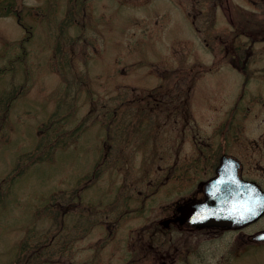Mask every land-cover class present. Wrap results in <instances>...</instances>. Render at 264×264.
<instances>
[{
    "label": "rangeland",
    "instance_id": "1",
    "mask_svg": "<svg viewBox=\"0 0 264 264\" xmlns=\"http://www.w3.org/2000/svg\"><path fill=\"white\" fill-rule=\"evenodd\" d=\"M15 1L0 16V264H264V215L154 232L212 174L193 142L224 143L264 188V0Z\"/></svg>",
    "mask_w": 264,
    "mask_h": 264
},
{
    "label": "water",
    "instance_id": "2",
    "mask_svg": "<svg viewBox=\"0 0 264 264\" xmlns=\"http://www.w3.org/2000/svg\"><path fill=\"white\" fill-rule=\"evenodd\" d=\"M224 155L218 175L206 186V196L201 202H192L182 209L181 219L192 225L232 226L255 220L264 213V190L254 181L242 180L229 171V160ZM236 172V165L233 167ZM264 240V230L253 235Z\"/></svg>",
    "mask_w": 264,
    "mask_h": 264
},
{
    "label": "flooded vegetation",
    "instance_id": "3",
    "mask_svg": "<svg viewBox=\"0 0 264 264\" xmlns=\"http://www.w3.org/2000/svg\"><path fill=\"white\" fill-rule=\"evenodd\" d=\"M185 143V142H183ZM194 147L197 152V157L193 159V162L199 163L204 161L206 164L205 170L211 171L212 174L210 176H207L205 179H200L197 184V189L192 192L188 198L183 199L181 202L176 204L175 208L169 215H165L163 218L159 219L157 221V225L154 226V232L160 231L162 233H166L172 226H174L176 229H185V230H192V229H200V226L190 224L187 219L182 220V222H179L180 215L182 213V209L192 202H201L204 200L206 195V186L207 184L218 175V168L221 163L222 157L224 155L232 156V160H230V168L229 171L233 172L232 164L233 162L237 165V171H234L235 175H239V177L243 180H250L258 182L257 178L252 173V170L249 169L246 165V163L243 161V159L236 155L235 153L229 152L227 150V147L224 146V143H220L218 147H212L208 145L209 143H205V145L200 144L199 142H193ZM253 144V142L251 143ZM255 146H258L257 142H254ZM180 151L179 147L176 150V157L174 161V166H176V169H180L181 171H185V175L188 174V170L191 169L190 163L178 165L179 160L181 159L179 157ZM234 165V164H233ZM186 166V167H184ZM257 164L255 165V167ZM258 168V167H257ZM251 222L243 223L242 225H232V226H211V227H202V228H212V229H233V228H240L241 226H245Z\"/></svg>",
    "mask_w": 264,
    "mask_h": 264
},
{
    "label": "trees",
    "instance_id": "4",
    "mask_svg": "<svg viewBox=\"0 0 264 264\" xmlns=\"http://www.w3.org/2000/svg\"><path fill=\"white\" fill-rule=\"evenodd\" d=\"M9 14H18V15L20 14V13H19V7L16 5V1L14 2V0H0V16H1V15H9ZM255 39H256V38H255ZM246 54H249V50L246 51ZM247 56H248V55H246V57H247ZM233 65H234L237 69H239V70H241V71H243L244 68H246V66L241 67L239 63H237V64L233 63ZM213 67H214V66L211 65V66H207V67H205V69H206V70H210V69H212ZM191 71H192V70H189V71H182V70H181V72H183V73L181 74V77L188 76V74H191ZM247 77H248V76H247ZM190 80H192V79L190 78Z\"/></svg>",
    "mask_w": 264,
    "mask_h": 264
}]
</instances>
